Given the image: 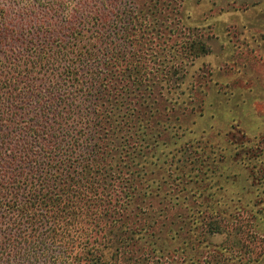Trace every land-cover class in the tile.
Wrapping results in <instances>:
<instances>
[{
  "label": "rangeland",
  "instance_id": "1",
  "mask_svg": "<svg viewBox=\"0 0 264 264\" xmlns=\"http://www.w3.org/2000/svg\"><path fill=\"white\" fill-rule=\"evenodd\" d=\"M78 2L112 43L78 204L94 264H264V0Z\"/></svg>",
  "mask_w": 264,
  "mask_h": 264
},
{
  "label": "trees",
  "instance_id": "2",
  "mask_svg": "<svg viewBox=\"0 0 264 264\" xmlns=\"http://www.w3.org/2000/svg\"><path fill=\"white\" fill-rule=\"evenodd\" d=\"M17 1L0 0V264H94L77 219L83 190L96 192L98 44L110 34L79 0ZM75 244L85 253L71 257Z\"/></svg>",
  "mask_w": 264,
  "mask_h": 264
}]
</instances>
